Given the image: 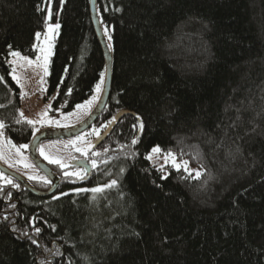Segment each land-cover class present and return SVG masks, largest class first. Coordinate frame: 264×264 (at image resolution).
Wrapping results in <instances>:
<instances>
[{"label": "trees", "instance_id": "trees-1", "mask_svg": "<svg viewBox=\"0 0 264 264\" xmlns=\"http://www.w3.org/2000/svg\"><path fill=\"white\" fill-rule=\"evenodd\" d=\"M97 7L113 82L93 126L99 136L79 158L88 174L72 180L49 165L61 184L48 198L0 178V264H264V0ZM49 9L61 26L47 81L51 114L90 99L106 72L90 0H0V121L17 145H30L36 132L20 117L10 51L37 56ZM155 146L203 165L200 179L170 165L158 170L146 159ZM112 180L102 193L80 191ZM29 182L51 187L45 177ZM57 248L62 255H53Z\"/></svg>", "mask_w": 264, "mask_h": 264}, {"label": "rangeland", "instance_id": "rangeland-1", "mask_svg": "<svg viewBox=\"0 0 264 264\" xmlns=\"http://www.w3.org/2000/svg\"><path fill=\"white\" fill-rule=\"evenodd\" d=\"M49 23L53 25L55 24L52 23L51 20L49 21ZM46 31L47 29L45 30V32L41 33L40 39L37 40V45L41 47L44 46ZM53 35L54 39L52 40V43L54 47L52 49L53 54L50 57V74L55 44L60 35V29L58 33H55ZM37 55H39L38 50ZM12 59L13 58L11 57L10 61ZM31 59L34 60L35 58ZM17 74L21 77V83L23 85V87L18 85V87L20 88V96L22 100L21 112H23L24 116L27 119L35 122L34 126L36 135L44 131H64L74 129L75 127L79 126L95 110L103 92L102 90V92L99 94V98L91 105L90 109H88L87 111L77 107L72 112L56 117L51 114L52 105L56 98V95L48 96L47 81L50 74L48 76H44L42 68H36L34 66L26 67L24 69L18 68ZM42 77L45 81V83L43 84L41 83ZM44 89H46V91ZM96 95L97 93L95 91L93 96ZM92 97L87 101L91 100ZM87 101L82 104H85ZM44 113L47 114L46 117L44 116ZM94 130L96 132L98 131L96 127H93L86 133L72 139L44 142L38 149L40 159L48 165H55L60 169L65 170L66 177H69L72 180L78 179L79 177L74 173L82 170L80 168L81 159L79 158L84 157L83 153H86L87 150L92 146L94 138L96 137V135L94 134ZM7 141H10L11 144H15L17 147L20 146L14 143L12 140L8 139L3 132V137H0V152L3 153L4 159H0L1 163L9 170L18 173L29 181L43 180L44 175L40 173L39 169L33 164L30 158V145H27V148L22 149V155H17L15 150L9 147ZM77 148L83 149L85 151H77ZM80 155L82 156L80 157ZM151 155H153V159L150 160V162L154 166H157L159 168H162L166 165L171 166L170 162L165 163L164 154L151 153ZM46 156L52 158L53 160H60L65 166L61 167L59 164L50 163L49 159L45 158ZM10 164L11 166H9ZM26 165L28 166L26 167ZM190 168L199 169L191 166ZM66 173H73V175H66ZM5 183L6 182L4 181V184Z\"/></svg>", "mask_w": 264, "mask_h": 264}, {"label": "snow or ice", "instance_id": "snow-or-ice-1", "mask_svg": "<svg viewBox=\"0 0 264 264\" xmlns=\"http://www.w3.org/2000/svg\"><path fill=\"white\" fill-rule=\"evenodd\" d=\"M46 3H50V0H45ZM61 2L63 3V0H61ZM52 17V13L51 10L49 9L47 12V17H46V21H45V25H46V34H45V39H44V46L41 47L39 45H37V50L39 52V55H37L35 57V59H31L28 56H24L22 55L19 51H10V56L13 58L11 61H9V63L12 65L11 67V75H12V79L13 81L16 82L17 85H20L21 87H23L22 83H21V77L17 74V69L21 68L24 69L26 67H30V66H34L36 68H42L43 70V75L44 76H48L50 74L49 72V65H50V57L53 54L52 49L54 47L52 40L54 39V35L55 33H58L59 29H60V24L57 22L54 25L51 23H48V21L51 20ZM106 34L108 33V29H105ZM41 36V33H36V39L39 40ZM109 40H111V36L109 35ZM11 47V46H9ZM106 71V70H105ZM104 73H101V80L100 82L96 85L95 87V91L97 93L96 96H93L91 100L87 101L85 104H81L78 105L77 107L80 109H84V110H88L90 109L91 105L99 98V94L102 92L103 90V85L105 83L103 77H104ZM4 77L0 76V81H3ZM41 83H45V81L43 80V77L41 78ZM46 91V89H44ZM2 107V106H0ZM46 113H44V116L46 117ZM24 114L23 112H20V117L23 118ZM115 117H113V121H115ZM139 119V118H138ZM21 121L18 119L16 120V123H20ZM28 124H32L34 125V121L31 120H27L26 121ZM5 123L3 121H0V137H3V129L5 128ZM108 125H105V127H107ZM139 128L142 131L144 128V124L142 121H139ZM94 134L99 136V133L96 132L94 130ZM137 139L133 138L132 140V144L135 145L137 143ZM9 147L11 149H14L17 155H22V149L27 148V145H20L19 147H17L15 144H11L10 141H7ZM77 151H81L84 152L85 150L77 148ZM105 151H107V149H105ZM162 149L159 146H155L151 149V153L152 154H161L162 153ZM43 154V153H42ZM94 155L96 156H100L101 153L96 152L94 153ZM132 155L134 156L135 153H132ZM46 159H49L50 163H56L59 164L61 167H64L65 165L60 161V160H53L50 157H45ZM127 158V156H126ZM0 159H4L3 153L0 152ZM146 159L148 160H152L153 159V155H148L146 157ZM164 160L165 163H171V166L177 171V172H183L185 173V175L182 177L183 179H200L201 175L203 174V165H201L200 169H192L189 166V161L188 160H183V161H178L177 160V156L175 153L168 151L166 153H164ZM7 162V161H6ZM107 162V161H105ZM93 167L96 166V161H92L91 162ZM11 166V164L9 165ZM28 165H26L27 167ZM80 168L82 169L81 171H78L76 173H74L76 176H78L80 179H84L85 176L88 174L87 173V167L82 163L80 165ZM158 170H162L158 169ZM121 171H123V169H121ZM66 175H73V173H66ZM0 178L4 179L6 183L11 184L12 187H19L18 184H15L12 182V180L6 176H3V174H0ZM162 179H167V176H162ZM31 179V177H30ZM117 185V181L116 180H112L109 184L105 185L104 187H96V188H92V189H80V191H84V192H88L91 191L93 193H102L104 191V188H112L115 187ZM14 207V205H13ZM4 219H7V217L5 216ZM54 230V229H53ZM36 233L39 234L41 229L36 228L35 229ZM22 235H28L27 232H22ZM33 243H36L35 240H33ZM48 251H52V250H48ZM53 255H62V253H60L59 249L57 248L54 252Z\"/></svg>", "mask_w": 264, "mask_h": 264}, {"label": "water", "instance_id": "water-1", "mask_svg": "<svg viewBox=\"0 0 264 264\" xmlns=\"http://www.w3.org/2000/svg\"><path fill=\"white\" fill-rule=\"evenodd\" d=\"M90 11H91V18L95 29V33L102 47L106 60V72L104 79L105 83L103 86V92L95 110L79 126L75 127L74 129L64 130V131H44L41 132L40 134H37L32 140L30 144V158L33 164L50 182L51 184L50 189L47 191L38 190L26 178L19 175L18 173L9 170L0 161V172L3 175L15 180L21 186L22 190H27L29 193L39 198H48L55 195L61 184V180L54 173L53 169L40 159L38 154V149L41 146V144L49 141L72 139L86 133L100 120L110 99L112 82H113V61H114L113 53L110 49L108 39L105 35L104 29L101 24V20L98 13L97 0H90ZM122 115H133V114H131L130 112H126ZM88 171H90V168H88Z\"/></svg>", "mask_w": 264, "mask_h": 264}, {"label": "flooded vegetation", "instance_id": "flooded-vegetation-1", "mask_svg": "<svg viewBox=\"0 0 264 264\" xmlns=\"http://www.w3.org/2000/svg\"><path fill=\"white\" fill-rule=\"evenodd\" d=\"M86 167H88V165H87V163L85 164V163H83ZM48 180V179H47ZM49 182V181H48ZM50 183V182H49Z\"/></svg>", "mask_w": 264, "mask_h": 264}]
</instances>
